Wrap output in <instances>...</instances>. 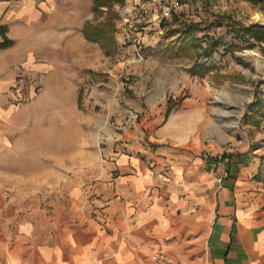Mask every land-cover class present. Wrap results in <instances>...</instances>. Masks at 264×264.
<instances>
[{
	"label": "crops",
	"instance_id": "obj_1",
	"mask_svg": "<svg viewBox=\"0 0 264 264\" xmlns=\"http://www.w3.org/2000/svg\"><path fill=\"white\" fill-rule=\"evenodd\" d=\"M92 16V0H0V27L12 42L0 50V264H154L158 246L178 264H264V191L253 179L260 162L245 147L219 152V182L202 148L150 120L149 145L137 130L110 131L113 174L94 183L108 202L97 215L78 210L82 180L67 186L66 206L49 211L23 190L55 177L49 127H40L44 161L28 160L39 123L54 121L55 107L68 121L64 108L77 104L81 77L102 68L101 48L82 34Z\"/></svg>",
	"mask_w": 264,
	"mask_h": 264
},
{
	"label": "rangeland",
	"instance_id": "obj_2",
	"mask_svg": "<svg viewBox=\"0 0 264 264\" xmlns=\"http://www.w3.org/2000/svg\"><path fill=\"white\" fill-rule=\"evenodd\" d=\"M123 1L113 3L108 11L92 12L90 22L112 25L116 50L101 49V70L81 77L77 104L64 108L68 121L57 119L63 113L55 107L50 111L55 120L39 123L37 154L28 160L44 161L40 127H49L47 149L56 163L54 179L36 190H23L36 194L39 209L49 211L54 205L66 206L67 186L73 189L82 180L84 203L78 210L97 215L108 202L94 192V183L102 174L110 178L113 174L105 154L110 131L137 130L145 146L150 144L146 123L156 120L155 131L166 126L176 139L188 137V144L202 148L210 163L223 166V155L218 159V154L224 150H252L260 162L253 179L264 191V43L249 40L242 31L264 26V0H177L179 6L169 20L151 24L138 22L129 13L134 4L147 5L151 0ZM211 39L219 46L211 58L198 59ZM196 62L210 71L202 76L192 73ZM69 94L65 91L63 96L68 99ZM37 110L36 114H43L42 108ZM12 157L7 162L14 163ZM95 200L105 205L96 206Z\"/></svg>",
	"mask_w": 264,
	"mask_h": 264
},
{
	"label": "trees",
	"instance_id": "obj_3",
	"mask_svg": "<svg viewBox=\"0 0 264 264\" xmlns=\"http://www.w3.org/2000/svg\"><path fill=\"white\" fill-rule=\"evenodd\" d=\"M118 2L123 4V0H92V12L97 13L101 11L102 8L109 10V6L113 3ZM174 22H177V18H173ZM189 32H191L192 27L187 26ZM5 28L0 27V35L2 37V42L0 43V50L6 49L12 45V42L5 37ZM243 34L249 39L256 43H264V26L261 25H251L249 27L243 28ZM187 33V29H185ZM188 32V33H189ZM82 34L88 42L96 43L103 49L106 53H113L116 50V41L112 32V25L110 22H99V21H87L85 22ZM199 44L196 43V46ZM219 46V42L215 39L208 40L206 43V48L203 49L201 54L198 55V59H209L215 52L216 48ZM200 47V46H199ZM192 73L199 74L200 76L204 73H208L210 70L203 68L197 62L194 64Z\"/></svg>",
	"mask_w": 264,
	"mask_h": 264
},
{
	"label": "built area",
	"instance_id": "obj_4",
	"mask_svg": "<svg viewBox=\"0 0 264 264\" xmlns=\"http://www.w3.org/2000/svg\"><path fill=\"white\" fill-rule=\"evenodd\" d=\"M151 0L147 5H136L134 4L131 8H129L130 14H135L138 22L144 20L147 24H151L157 20H169L172 15V11L178 8L179 3L177 0ZM129 21L127 20L126 23ZM139 56V54H138ZM140 57V56H139ZM131 123V120H128L125 123V128ZM102 140H98V144L102 143ZM210 167L217 173L218 181L221 182L224 177V168L220 163L211 162ZM92 203H96V206L105 205L101 201L95 200ZM151 259L154 264H178L175 262L170 256H168L160 246H158L151 253Z\"/></svg>",
	"mask_w": 264,
	"mask_h": 264
}]
</instances>
